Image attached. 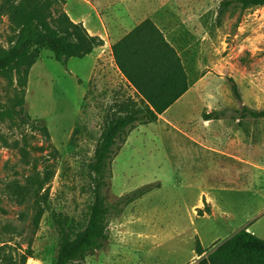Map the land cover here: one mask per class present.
Listing matches in <instances>:
<instances>
[{"label": "rangeland", "instance_id": "rangeland-1", "mask_svg": "<svg viewBox=\"0 0 264 264\" xmlns=\"http://www.w3.org/2000/svg\"><path fill=\"white\" fill-rule=\"evenodd\" d=\"M222 1L66 0L63 9L70 18L80 17L100 30L112 21L133 20L124 27L128 31L154 18L179 53L190 82L189 91L158 122L128 129L112 162L109 203L146 185L158 188L120 217L109 218V241L80 264L188 260L196 234L178 222L194 224L211 214L216 205L210 194L226 211L253 216L248 226L264 238V120L204 119L243 106L264 110V6L231 9L218 21ZM10 37L8 18L0 14V47L9 48ZM90 62L71 58L62 64L42 50L29 75L23 112L0 118V241L10 242L15 252L31 249L27 264H53L60 240L56 219L74 228L87 220L94 201L88 165L104 116L123 94L138 100L108 56L86 83ZM15 94L0 75V112L12 106ZM33 123L46 126L50 138ZM48 174L52 179L44 183L43 198L19 205L6 196L9 183L32 185V177L43 180ZM36 201L45 209L38 225Z\"/></svg>", "mask_w": 264, "mask_h": 264}, {"label": "trees", "instance_id": "trees-1", "mask_svg": "<svg viewBox=\"0 0 264 264\" xmlns=\"http://www.w3.org/2000/svg\"><path fill=\"white\" fill-rule=\"evenodd\" d=\"M66 0H1L0 14L9 21L10 47H0V75L15 87L12 106L0 112L2 121L20 116L24 110L25 93L31 69L40 59L41 51L47 50L54 59L67 64L71 58L84 59L96 48L104 46L99 36L91 35L82 23L74 22L63 9ZM264 6V0H223L220 3L218 21L231 9L245 11ZM115 65L138 100L123 94L107 109L104 127L88 165V176L93 194V204L83 225L70 227L60 218L55 220L60 236L58 253L53 264H80L95 252L101 251L109 241V218H118L135 201L151 193L155 185L143 186L123 195L115 203H109L107 187L112 174V162L125 142L128 129L137 124L156 123L178 102L190 88L188 73L177 50L166 39L151 19L134 28L112 46ZM232 90L241 100L238 88L232 81ZM226 118L263 119L264 110L247 106L240 109H224L204 115L206 121ZM46 138H50L46 126L33 123ZM34 182L32 183V180ZM31 184L18 181L8 184L6 196L19 205L31 197H39L45 179L32 177ZM37 210L34 222L38 225L45 209L40 201L34 203ZM196 253L204 250L197 241ZM31 249L15 252L10 242L0 241V264H27L32 257ZM199 264H264V239L247 229L233 234L220 244Z\"/></svg>", "mask_w": 264, "mask_h": 264}, {"label": "crops", "instance_id": "crops-1", "mask_svg": "<svg viewBox=\"0 0 264 264\" xmlns=\"http://www.w3.org/2000/svg\"><path fill=\"white\" fill-rule=\"evenodd\" d=\"M71 19L76 23H82L91 35L99 36L104 41V46L96 48L91 55L84 58V59L89 58L91 60L90 73L88 78L86 79V83L87 82L89 83V81L92 79L94 70L105 56H108L111 62L113 63V65L116 67L112 53V46L118 41H120L122 38H124L128 33H130L134 28H136L145 20L151 19L166 37L163 30L160 28L158 22H156V20H154V18L151 17L146 18L143 21L137 23L133 27L129 28L128 31H126L124 27H126L127 29V26H129L133 20L128 24L125 23L126 20L112 21L111 25L107 24L106 28L100 30L97 25L87 23L86 21L83 22L82 19H80V17L75 19L71 17ZM162 116H160V118ZM210 198L216 205L215 207L212 208L211 214H206L205 216L200 217L198 220L194 222V224L188 223L185 219H182V221L178 222V225L180 227L183 228V226L187 225L189 227V230L191 232L193 231V233L196 234V243L197 241H199V243L201 244L204 250V254L202 256H199L196 253V245H195V249L192 253V256L190 258L188 257L189 258L188 260H186V258L184 259V257L182 258L178 257L173 261L172 264H199V262L202 259L207 258L208 255L212 253L220 244H222L224 241L229 239L236 232L242 229H247L249 232L255 234V232H253L248 226V223L252 221L253 216H246L243 218L240 217V215L238 216L232 214L231 212L226 211L225 208H222L220 205H218L215 196L210 194ZM197 208L201 209V205H198ZM177 216H181V215L178 214ZM259 237L262 238V236Z\"/></svg>", "mask_w": 264, "mask_h": 264}]
</instances>
